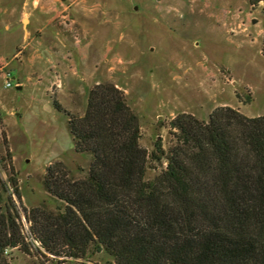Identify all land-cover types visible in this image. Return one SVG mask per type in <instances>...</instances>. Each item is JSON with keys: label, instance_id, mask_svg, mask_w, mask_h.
Masks as SVG:
<instances>
[{"label": "rangeland", "instance_id": "obj_1", "mask_svg": "<svg viewBox=\"0 0 264 264\" xmlns=\"http://www.w3.org/2000/svg\"><path fill=\"white\" fill-rule=\"evenodd\" d=\"M263 47L264 2L0 0V154L10 153L0 178L16 179L18 223L32 244L30 254L10 251L11 264H113L104 251L87 260L50 254L28 220L34 208L63 212L44 187L49 166L59 162L73 178L86 174L91 156L75 151L66 113L83 115L95 85L123 92L142 148L150 153L160 142L167 152L178 115L208 121L225 106L264 115ZM165 165L150 162L147 178Z\"/></svg>", "mask_w": 264, "mask_h": 264}, {"label": "trees", "instance_id": "obj_2", "mask_svg": "<svg viewBox=\"0 0 264 264\" xmlns=\"http://www.w3.org/2000/svg\"><path fill=\"white\" fill-rule=\"evenodd\" d=\"M66 114L75 151L91 159L82 178L59 162L47 168L44 187L64 209H31L40 247L84 260L104 251L113 264H264V115L227 106L208 121L181 114L170 122L167 152L156 142L148 153L114 84L95 85L83 115ZM8 159L0 154L4 167ZM163 160L147 178L149 163ZM12 195L21 198L16 179L0 178V264H11L10 251L31 252Z\"/></svg>", "mask_w": 264, "mask_h": 264}, {"label": "built area", "instance_id": "obj_3", "mask_svg": "<svg viewBox=\"0 0 264 264\" xmlns=\"http://www.w3.org/2000/svg\"><path fill=\"white\" fill-rule=\"evenodd\" d=\"M4 80H5V87L6 88H10L12 86V83L10 81V74L9 73H6L4 74Z\"/></svg>", "mask_w": 264, "mask_h": 264}, {"label": "water", "instance_id": "obj_4", "mask_svg": "<svg viewBox=\"0 0 264 264\" xmlns=\"http://www.w3.org/2000/svg\"><path fill=\"white\" fill-rule=\"evenodd\" d=\"M135 9H137V8H135ZM23 22H25V20H23Z\"/></svg>", "mask_w": 264, "mask_h": 264}]
</instances>
